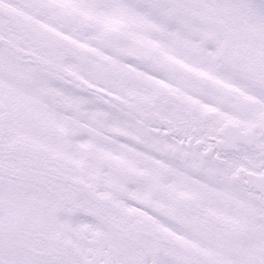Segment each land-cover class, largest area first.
Wrapping results in <instances>:
<instances>
[{"label":"snow or ice","instance_id":"1","mask_svg":"<svg viewBox=\"0 0 264 264\" xmlns=\"http://www.w3.org/2000/svg\"><path fill=\"white\" fill-rule=\"evenodd\" d=\"M0 264H264V0H0Z\"/></svg>","mask_w":264,"mask_h":264}]
</instances>
